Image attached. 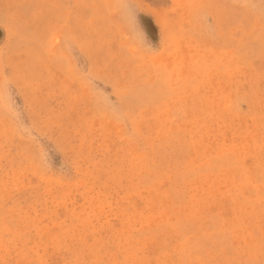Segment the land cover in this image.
I'll list each match as a JSON object with an SVG mask.
<instances>
[{
  "label": "rangeland",
  "instance_id": "obj_1",
  "mask_svg": "<svg viewBox=\"0 0 264 264\" xmlns=\"http://www.w3.org/2000/svg\"><path fill=\"white\" fill-rule=\"evenodd\" d=\"M0 264H264V0H0Z\"/></svg>",
  "mask_w": 264,
  "mask_h": 264
}]
</instances>
